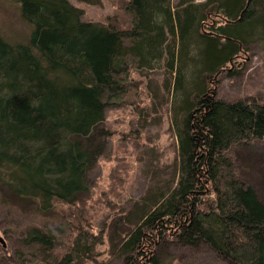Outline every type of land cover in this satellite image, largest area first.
Returning a JSON list of instances; mask_svg holds the SVG:
<instances>
[{"label": "trees", "instance_id": "1", "mask_svg": "<svg viewBox=\"0 0 264 264\" xmlns=\"http://www.w3.org/2000/svg\"><path fill=\"white\" fill-rule=\"evenodd\" d=\"M10 1L29 32L11 41L0 29V185L42 212L75 201L106 148L105 108L136 82L132 71L164 61L174 73L177 162L135 203L121 245L109 239L112 250L125 264H170L154 256L155 238L170 230L176 243L203 244L227 264H264V201L229 154L264 138V100H225L215 86L249 40L264 37V0H111L121 14L107 21L83 19L69 0ZM216 16L222 23L208 25ZM86 211L80 204L65 222L32 227L19 240V264H68L103 242L84 231Z\"/></svg>", "mask_w": 264, "mask_h": 264}, {"label": "rangeland", "instance_id": "2", "mask_svg": "<svg viewBox=\"0 0 264 264\" xmlns=\"http://www.w3.org/2000/svg\"><path fill=\"white\" fill-rule=\"evenodd\" d=\"M69 1L83 9L85 20L120 18L121 10L111 0H101L97 5ZM18 7L14 1L0 0V29L11 41L22 40L29 32ZM212 23L219 25L222 18L216 16L207 24ZM231 70H223L216 77L219 98L234 100L247 96L264 100V37H252ZM131 77L136 82L130 79L131 88L123 98L105 108L100 128L107 134L106 148L88 171L85 193L75 201L56 202L51 210L42 212L32 199L20 198L0 185V264H19V240L28 236L32 227L43 229L65 222L80 204L87 208L84 231L102 235L103 242L88 252L78 249L77 256L68 264H125L112 250L109 239L112 236L117 240L116 246L121 245L126 228L133 223L130 215L135 203L141 204L148 190L168 177L178 158V141L172 125L174 73L169 76L161 61L153 68L135 69ZM229 154L234 159L237 177L264 201V138L234 145ZM114 168L117 172L111 179L109 172ZM171 233L165 230L155 238L154 256L160 254L170 264H227L203 244L176 243ZM66 236H61L59 242L65 241ZM63 252L54 250V254ZM142 264L152 263L146 260Z\"/></svg>", "mask_w": 264, "mask_h": 264}]
</instances>
